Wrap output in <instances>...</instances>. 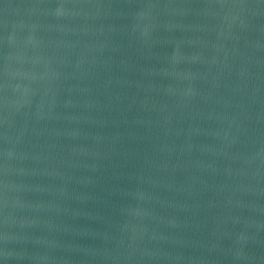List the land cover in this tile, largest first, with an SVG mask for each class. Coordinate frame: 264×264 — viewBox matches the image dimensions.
I'll return each mask as SVG.
<instances>
[{"label":"water","instance_id":"water-1","mask_svg":"<svg viewBox=\"0 0 264 264\" xmlns=\"http://www.w3.org/2000/svg\"><path fill=\"white\" fill-rule=\"evenodd\" d=\"M0 264H264V0H0Z\"/></svg>","mask_w":264,"mask_h":264}]
</instances>
